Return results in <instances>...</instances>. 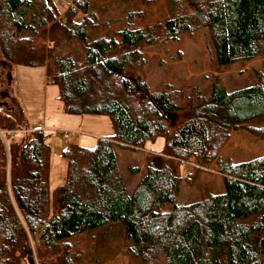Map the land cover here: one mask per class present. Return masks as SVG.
Wrapping results in <instances>:
<instances>
[{
	"label": "trees",
	"instance_id": "obj_1",
	"mask_svg": "<svg viewBox=\"0 0 264 264\" xmlns=\"http://www.w3.org/2000/svg\"><path fill=\"white\" fill-rule=\"evenodd\" d=\"M52 2L0 0V52L11 66H45L65 114L107 116L114 134L94 148L66 144L52 198L47 136L35 131L19 145L0 137V264H111L120 254L133 264H264V156L220 157L230 131L264 116V74L233 92L214 79L206 99L150 94L139 48L189 31L182 0H76L61 18ZM205 2L215 66L264 58V0ZM182 110L184 123L169 133L166 118ZM19 126L0 118L3 136ZM158 138L163 149L147 155L129 193L114 148ZM186 161L216 166L222 193L178 204ZM30 225L57 239L33 247Z\"/></svg>",
	"mask_w": 264,
	"mask_h": 264
},
{
	"label": "rangeland",
	"instance_id": "obj_2",
	"mask_svg": "<svg viewBox=\"0 0 264 264\" xmlns=\"http://www.w3.org/2000/svg\"><path fill=\"white\" fill-rule=\"evenodd\" d=\"M75 1L53 0L58 18L64 17L67 9ZM182 1L189 18V31L178 36L176 40L159 38L151 46L139 48L140 57L146 64L143 78L150 94L164 90L171 93L180 91L183 98L201 96L200 98L206 99L214 79H217L220 86L228 92L254 85L256 73L264 74V58L243 65L215 66L206 28L205 0ZM95 3L103 4L101 1ZM150 9L151 14H154L159 7L155 5ZM0 57L5 60L1 52ZM8 65L9 77L5 80L4 87L0 79V89H4L6 95L4 102L12 108V111L0 107V118L14 120L20 126L11 132L6 131L4 136L0 132V137L6 144L19 145L35 131H42L47 136L46 145L50 151L48 185L49 197L52 198L65 177L66 163L62 158V151L66 144L75 143L83 148H94L100 139L114 134L113 126L107 116L65 114L58 100V87L53 84L50 76H47L45 66L31 68ZM184 109L186 110V107ZM185 119L184 110L166 118L165 126L168 132H174ZM64 132L69 133L67 138L64 137ZM9 134L12 137L9 138ZM164 144L165 140L158 138L153 143L149 142L145 148L122 146L114 148L117 165L129 193L145 172L147 155L160 153ZM262 156H264V116L239 126L235 131H230L220 152L221 160H227L232 164L246 163ZM132 168L137 169L138 172L132 173ZM180 174L181 182L176 199L178 204H192L208 194H218L223 191L222 176L214 165L209 169L201 170L186 161L180 167ZM27 233L33 247L57 239V234L53 230L39 225H30ZM114 234L117 235V230ZM111 264L133 263L129 262L128 257L120 254Z\"/></svg>",
	"mask_w": 264,
	"mask_h": 264
},
{
	"label": "flooded vegetation",
	"instance_id": "obj_3",
	"mask_svg": "<svg viewBox=\"0 0 264 264\" xmlns=\"http://www.w3.org/2000/svg\"><path fill=\"white\" fill-rule=\"evenodd\" d=\"M9 65L7 64V62L5 60H3L1 57H0V75H1V80L3 81L1 84L2 86L4 87V83L6 82L5 80L9 77ZM5 92H4V89H0V104L2 106V108H5L4 105H6V107L9 108V106L4 102L5 101ZM12 110V108H10Z\"/></svg>",
	"mask_w": 264,
	"mask_h": 264
},
{
	"label": "built area",
	"instance_id": "obj_4",
	"mask_svg": "<svg viewBox=\"0 0 264 264\" xmlns=\"http://www.w3.org/2000/svg\"><path fill=\"white\" fill-rule=\"evenodd\" d=\"M73 7V4L70 5ZM74 8V7H73ZM84 14H82L81 12H78L77 15H76V19L79 21V22H82L83 21V18H84ZM64 137L67 138L69 136V133L68 132H64L63 133Z\"/></svg>",
	"mask_w": 264,
	"mask_h": 264
},
{
	"label": "water",
	"instance_id": "obj_5",
	"mask_svg": "<svg viewBox=\"0 0 264 264\" xmlns=\"http://www.w3.org/2000/svg\"><path fill=\"white\" fill-rule=\"evenodd\" d=\"M0 106H2V105L0 104ZM4 107H5V109H6L7 111H12L10 108L6 107V105H4Z\"/></svg>",
	"mask_w": 264,
	"mask_h": 264
},
{
	"label": "crops",
	"instance_id": "obj_6",
	"mask_svg": "<svg viewBox=\"0 0 264 264\" xmlns=\"http://www.w3.org/2000/svg\"><path fill=\"white\" fill-rule=\"evenodd\" d=\"M172 116V115H171ZM170 117V116H169ZM168 118V117H167Z\"/></svg>",
	"mask_w": 264,
	"mask_h": 264
}]
</instances>
